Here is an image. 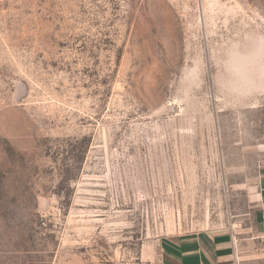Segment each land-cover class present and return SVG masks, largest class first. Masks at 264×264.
<instances>
[{
  "label": "rangeland",
  "instance_id": "obj_1",
  "mask_svg": "<svg viewBox=\"0 0 264 264\" xmlns=\"http://www.w3.org/2000/svg\"><path fill=\"white\" fill-rule=\"evenodd\" d=\"M262 169L264 0H0V264H264Z\"/></svg>",
  "mask_w": 264,
  "mask_h": 264
},
{
  "label": "crops",
  "instance_id": "obj_2",
  "mask_svg": "<svg viewBox=\"0 0 264 264\" xmlns=\"http://www.w3.org/2000/svg\"><path fill=\"white\" fill-rule=\"evenodd\" d=\"M253 203L258 224L264 229V169L259 172ZM163 264H237L231 232H196L164 237L160 241Z\"/></svg>",
  "mask_w": 264,
  "mask_h": 264
}]
</instances>
